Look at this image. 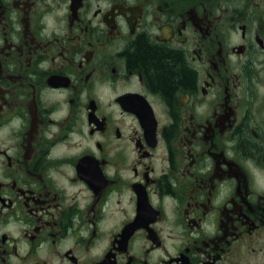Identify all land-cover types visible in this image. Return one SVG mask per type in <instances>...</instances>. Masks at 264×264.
I'll use <instances>...</instances> for the list:
<instances>
[{"label": "flooded vegetation", "instance_id": "1", "mask_svg": "<svg viewBox=\"0 0 264 264\" xmlns=\"http://www.w3.org/2000/svg\"><path fill=\"white\" fill-rule=\"evenodd\" d=\"M0 264H264V0H0Z\"/></svg>", "mask_w": 264, "mask_h": 264}, {"label": "trees", "instance_id": "2", "mask_svg": "<svg viewBox=\"0 0 264 264\" xmlns=\"http://www.w3.org/2000/svg\"><path fill=\"white\" fill-rule=\"evenodd\" d=\"M130 65H141L153 73L152 80L156 88L165 93L187 87L193 83L191 74L185 70L179 55L166 54L160 49L138 42L129 58Z\"/></svg>", "mask_w": 264, "mask_h": 264}]
</instances>
